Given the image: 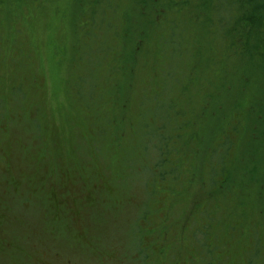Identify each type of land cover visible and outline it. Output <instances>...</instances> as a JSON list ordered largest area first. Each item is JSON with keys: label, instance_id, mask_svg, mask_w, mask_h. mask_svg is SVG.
<instances>
[{"label": "rangeland", "instance_id": "rangeland-1", "mask_svg": "<svg viewBox=\"0 0 264 264\" xmlns=\"http://www.w3.org/2000/svg\"><path fill=\"white\" fill-rule=\"evenodd\" d=\"M78 1L0 3V264H264V196L257 188L264 182L246 180L259 161L254 148L264 128L238 136L226 127L229 149L219 145L223 130L207 151L195 145L191 160L213 162L224 194L209 188L206 176H193L182 144L163 168L152 166L156 138L139 118L156 108L152 97L161 89L156 39L138 57L122 46L105 56L98 40L108 36L114 47L115 38L86 25ZM115 68L124 73L116 91ZM176 72L167 75L165 99ZM247 100V91L224 95L218 112L234 119V106ZM161 113L145 119L167 134ZM238 156L245 176L219 175L218 165L228 173ZM176 159V179L162 177ZM206 188L219 194L212 203Z\"/></svg>", "mask_w": 264, "mask_h": 264}, {"label": "trees", "instance_id": "trees-1", "mask_svg": "<svg viewBox=\"0 0 264 264\" xmlns=\"http://www.w3.org/2000/svg\"><path fill=\"white\" fill-rule=\"evenodd\" d=\"M18 1L23 0H14V3ZM2 2L3 0H0V3ZM10 2L12 0H7L6 5ZM29 2L31 0H25L22 6H26ZM78 2L81 7L79 17L86 25L115 38L114 47L110 45L111 40L108 41V36L98 40L97 52L105 51V56L109 55L107 53L111 49L119 50L122 46L120 48L127 47L128 53L131 52L130 57L135 58L139 56L144 46L147 47L148 43L154 42L152 37L156 39V52L163 59L162 63L164 62L161 71V89L152 97L156 108L146 110L139 118V127L144 133L156 138L152 141L154 144L152 155L153 153L155 155L152 166L163 168L172 152H180L176 145L182 144L181 152L186 158L183 159L187 160L186 166L191 168V172L194 171L193 176L196 175L195 178L200 175L206 176L209 188H217L216 191L220 190L219 192H222L220 194H224V191H221L222 185L218 186L217 180L214 181V176L218 172L213 169V162L210 164L209 159L204 165H197L191 160L192 155L196 154L192 152H195V145L198 144L201 146L200 151H207V148L211 147L210 144L217 141L219 130H223L224 134L219 140L221 141L219 145L229 149L233 143L229 140L227 131H235L241 136L246 133V128L253 129L255 135L258 125L264 128V0H79ZM142 21L145 24H142ZM156 26L159 29L152 30ZM91 36L96 38L97 33ZM83 54L85 55V52ZM174 68H177L176 74L174 73L176 83L169 84V95L165 99L168 89L167 75L171 77L169 72ZM122 74L123 71L116 69L110 75V80L117 82L113 87L115 91L121 89L122 81L119 78ZM218 74H221L220 83L216 81ZM204 76L208 78L205 83L202 82ZM175 90L178 91V96L174 95ZM243 91L249 93V100L245 103V107H242V104L234 106L236 118H231L232 112L220 115L218 109L221 103L218 100L224 95L229 100V94L239 96ZM195 95L200 97L197 100L202 103L196 102ZM212 96L213 101H211ZM160 108L165 110L163 115L160 114L161 129L163 130L166 125L168 135L165 131L159 132L160 127L155 129L157 122L153 120L154 123L151 124L145 119V114L148 112H155L158 115ZM236 120L240 124L235 123ZM175 121L176 127L170 135V124ZM191 123L200 124L199 129L193 130L187 138H184L183 132L185 133ZM226 127L229 130L226 131ZM258 141L261 143L256 147V151L254 148V152H260L261 155L257 154L259 161L250 171V179L246 180L255 181L260 185L264 182V137ZM139 143L143 145L144 142ZM148 143L149 140H146L145 147ZM240 159V156L235 160L232 159L233 168L228 173L227 171L224 173L222 163L219 164V175L225 174L227 180L233 181L245 176L240 167L243 159L239 162ZM180 161L181 159H176L169 164L161 176L170 175L176 179L180 170ZM234 171L238 174L234 175ZM256 175L261 179L256 178ZM203 184L205 186L204 182ZM247 185H250V182ZM257 188L260 195L264 196V185ZM243 194L246 195L247 190ZM209 195L212 203L219 194L212 190ZM199 204V202L195 203L194 208L197 209Z\"/></svg>", "mask_w": 264, "mask_h": 264}, {"label": "bare ground", "instance_id": "bare-ground-1", "mask_svg": "<svg viewBox=\"0 0 264 264\" xmlns=\"http://www.w3.org/2000/svg\"><path fill=\"white\" fill-rule=\"evenodd\" d=\"M216 181V180H215Z\"/></svg>", "mask_w": 264, "mask_h": 264}]
</instances>
